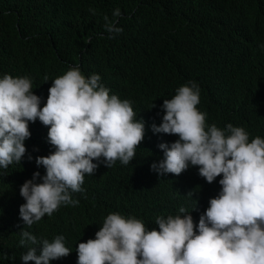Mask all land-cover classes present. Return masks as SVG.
I'll list each match as a JSON object with an SVG mask.
<instances>
[{"label":"trees","instance_id":"trees-1","mask_svg":"<svg viewBox=\"0 0 264 264\" xmlns=\"http://www.w3.org/2000/svg\"><path fill=\"white\" fill-rule=\"evenodd\" d=\"M117 8L123 31L109 39L104 17L112 19ZM219 65L228 67L231 75L222 86L216 121L241 122L264 135V0H0V78H30L41 107L52 80L78 67L86 78L98 74L109 95L136 103L150 122L160 98L187 77L201 83L203 104L210 87L200 74ZM45 76L49 80L44 82ZM257 90L262 95L256 104L245 98ZM219 93L220 89L212 90ZM28 127L26 153L0 175V264H24L21 256L27 247L19 244L21 230L38 240L55 233L69 238L72 251L55 264H77V244L94 239L108 214L133 216L147 229H158L157 216L183 215L180 207L201 212L200 201L221 190H207L200 183L198 166H189L173 187L163 190L166 201L148 192L152 181L146 180L145 168L163 159L161 141L149 137L128 165L117 160L107 168L100 163L94 175L86 176L83 191L72 193L78 205H61L29 228L19 215L25 203L20 186L34 172L45 174L35 158L55 147L48 142L49 126L37 119Z\"/></svg>","mask_w":264,"mask_h":264},{"label":"clouds","instance_id":"clouds-1","mask_svg":"<svg viewBox=\"0 0 264 264\" xmlns=\"http://www.w3.org/2000/svg\"><path fill=\"white\" fill-rule=\"evenodd\" d=\"M120 16L117 8L112 19L104 17L109 39L123 31L118 26ZM210 70L200 74L210 87L203 104L201 83L187 77L160 98L150 122L136 103L109 95L98 74L86 78L78 67L52 80L43 107L30 78L4 74L0 78V175L14 162L19 164L26 153L29 122L39 119L49 126L48 142L55 147L35 158L45 174L34 172L20 186L25 200L19 207L23 224L30 228L61 205H78L72 193L83 191L86 176L94 175L100 163L107 168L117 160L128 165L142 140L152 137L161 141L163 159L145 168L146 180L152 181L148 192L166 201L169 197L163 190L173 187L189 166H198L200 183L207 190L221 189L219 194L203 198L201 212L180 207L183 215L157 216L158 229H147L133 216L110 213L94 239L77 244V264H264V135L241 122L216 121L224 98L222 86L231 74L223 65ZM48 80L45 76L44 82ZM213 89H220L219 95L212 94ZM261 95L257 90L245 98L256 104ZM174 136L179 138L165 143ZM19 244L27 247L21 256L24 264H55L72 251L69 238L58 233L38 240L21 230Z\"/></svg>","mask_w":264,"mask_h":264}]
</instances>
